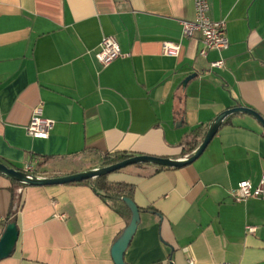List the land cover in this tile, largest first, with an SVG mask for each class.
Wrapping results in <instances>:
<instances>
[{
    "label": "crops",
    "instance_id": "0c3cea01",
    "mask_svg": "<svg viewBox=\"0 0 264 264\" xmlns=\"http://www.w3.org/2000/svg\"><path fill=\"white\" fill-rule=\"evenodd\" d=\"M226 20L229 47L200 56V37L182 22L194 0H0V162L23 172L115 153L184 158L222 112L243 106L264 117V0H209ZM112 36L122 55L104 67L96 55ZM164 41L181 44L164 54ZM224 60V68L211 63ZM191 78V79H189ZM189 79V80H188ZM55 122L31 137L33 111ZM203 154L183 168L132 165L107 175L135 187L141 213L129 264H264V199L236 202L241 181L264 175V129L250 115L227 117ZM21 190V191H19ZM19 239L0 264H115L112 246L128 225L91 185L15 187L0 174V239L13 202ZM64 214V218H60ZM247 227H255L252 234Z\"/></svg>",
    "mask_w": 264,
    "mask_h": 264
},
{
    "label": "water",
    "instance_id": "95a60500",
    "mask_svg": "<svg viewBox=\"0 0 264 264\" xmlns=\"http://www.w3.org/2000/svg\"><path fill=\"white\" fill-rule=\"evenodd\" d=\"M236 113H244L252 116L259 122V124L264 129V117H262L255 110L239 106L226 110L220 115H218L211 127L208 129L202 143L192 154L188 155V157L172 159L148 155H134L132 157H129L128 159L98 169L41 179L30 177L26 173L14 168H10L0 162V174H3L11 178L12 180H15L26 186H52L81 183L83 181H87L95 177L107 176L113 172H116L128 166L139 164H152L166 168H183L195 162L203 154L210 142L219 132L225 119L230 115ZM123 201L131 211V219L112 246V258L115 264H129L125 260V254L138 230L141 217L140 210L133 200H131L130 198H124ZM18 239L19 229L17 223L11 222L7 225L0 239V261L9 258L14 253Z\"/></svg>",
    "mask_w": 264,
    "mask_h": 264
},
{
    "label": "built area",
    "instance_id": "2783aa9c",
    "mask_svg": "<svg viewBox=\"0 0 264 264\" xmlns=\"http://www.w3.org/2000/svg\"><path fill=\"white\" fill-rule=\"evenodd\" d=\"M196 17L193 21L182 22L183 35L186 38L200 37L202 49L200 56L205 58L209 51H223L229 47L227 37L226 20H213L210 17L209 0H194ZM164 54L167 56H179L181 44L164 41ZM122 55L121 49L117 41L112 36L104 37L100 43L99 51L96 55L98 61L104 66H109L114 60ZM212 69L224 68V60L220 59L211 63ZM55 122L44 117L42 107H37L32 114L30 123L26 127L28 134L33 138L48 139L54 128ZM185 157H188L185 156ZM23 172L33 178H48L45 172L39 171L37 163H29L23 167ZM21 191V190H19ZM232 197L236 202H245L249 199H264V175L258 185H254L250 181H241L237 187L232 190ZM64 218L65 215L58 216ZM256 231L255 227H247V232L252 234ZM188 264H196L194 258L187 260Z\"/></svg>",
    "mask_w": 264,
    "mask_h": 264
},
{
    "label": "trees",
    "instance_id": "16d2710c",
    "mask_svg": "<svg viewBox=\"0 0 264 264\" xmlns=\"http://www.w3.org/2000/svg\"><path fill=\"white\" fill-rule=\"evenodd\" d=\"M224 125V124H223ZM201 144L200 141H190V142H185L184 143V148L182 150V157H185L187 155L192 154ZM133 155L127 154V153H115L114 155H105L102 158V165L103 166H108L111 164H115L117 162H120L122 160L128 159L129 157H132ZM53 159L52 158H45V160L38 164V169H42L44 166H47L49 162H51ZM143 165V164H139ZM159 169H173V168H166V167H160ZM12 183L15 185V187L18 188H23L27 187L24 184H21L15 180H12ZM81 183H86L91 185L94 190L100 194L102 197L109 199L112 202V206L115 209L116 212H118L121 215H126L127 216V223H129L131 219V211L130 209L125 205L123 199L124 198H130L131 200L134 201L133 195L135 191V187L132 185H128L125 183H110L107 180V176H99L95 177L93 179L83 181ZM17 199L15 193L13 194V202H12V208L10 211V214L7 219V223L11 222H17V214L18 211H20L22 204H21V199H19V202L17 203V206L15 205ZM140 210V213L146 212V211H152L155 213H158L155 209L153 208H147L143 209L138 207ZM154 264H163L162 262H156Z\"/></svg>",
    "mask_w": 264,
    "mask_h": 264
},
{
    "label": "rangeland",
    "instance_id": "374dc122",
    "mask_svg": "<svg viewBox=\"0 0 264 264\" xmlns=\"http://www.w3.org/2000/svg\"><path fill=\"white\" fill-rule=\"evenodd\" d=\"M96 163L95 160L89 159V158H84V159H78L74 162L68 161L65 162L64 164H58L59 166L54 167V166H48L45 167V173L50 176V177H55L56 172H60L62 169H71V170H76V171H81L84 169L91 168L94 164Z\"/></svg>",
    "mask_w": 264,
    "mask_h": 264
}]
</instances>
